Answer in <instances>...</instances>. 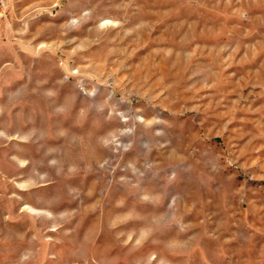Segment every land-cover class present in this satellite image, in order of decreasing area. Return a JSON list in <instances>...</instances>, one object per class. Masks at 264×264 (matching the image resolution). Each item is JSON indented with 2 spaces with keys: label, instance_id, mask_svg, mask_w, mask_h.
<instances>
[{
  "label": "rangeland",
  "instance_id": "rangeland-1",
  "mask_svg": "<svg viewBox=\"0 0 264 264\" xmlns=\"http://www.w3.org/2000/svg\"><path fill=\"white\" fill-rule=\"evenodd\" d=\"M0 264H264V0H0Z\"/></svg>",
  "mask_w": 264,
  "mask_h": 264
}]
</instances>
